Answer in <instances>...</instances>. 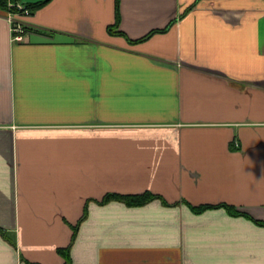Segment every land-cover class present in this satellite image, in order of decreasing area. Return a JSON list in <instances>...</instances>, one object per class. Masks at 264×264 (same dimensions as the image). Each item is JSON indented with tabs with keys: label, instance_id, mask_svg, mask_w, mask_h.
Instances as JSON below:
<instances>
[{
	"label": "crops",
	"instance_id": "obj_1",
	"mask_svg": "<svg viewBox=\"0 0 264 264\" xmlns=\"http://www.w3.org/2000/svg\"><path fill=\"white\" fill-rule=\"evenodd\" d=\"M8 13L0 264H264L221 206L264 221V0H119V32L117 0H48L22 41Z\"/></svg>",
	"mask_w": 264,
	"mask_h": 264
},
{
	"label": "trees",
	"instance_id": "obj_2",
	"mask_svg": "<svg viewBox=\"0 0 264 264\" xmlns=\"http://www.w3.org/2000/svg\"><path fill=\"white\" fill-rule=\"evenodd\" d=\"M12 1L14 3H19V0H12ZM47 1L48 0H43V1L36 2V3H29V4H26L24 7L26 9H28L30 11V13H32L34 10H36L37 8L44 5ZM0 7L4 8L6 10H11L12 12H21V10H19L16 7L8 8L6 0H0ZM119 23H120L119 0H117V19H116L115 24H113V25H111V27H109V30L111 32H119V31H117V28L119 27ZM156 198H158V196L151 194V193H145L143 195H124V194H119V193H108L100 203L105 204L109 201L117 200V201H121V202H124L126 204H129V205H142V204H145L148 201L156 199ZM221 206H224L227 209V211L232 215L246 216V217L252 219L253 221H255L256 223L264 225V221L257 220L255 218L251 217L250 215L237 210L233 206H230V205H221ZM211 207H214V206L204 205V206H200V207H193V210H195L196 212H201V211H203L207 208H211ZM86 216H87V212L84 213V215L80 219L78 225L86 218ZM78 225L75 227V230L78 228ZM0 233L3 234V232L1 230H0ZM12 243H14V242L12 241ZM70 248L71 247H68V248L61 251V253L66 258L65 264H70Z\"/></svg>",
	"mask_w": 264,
	"mask_h": 264
},
{
	"label": "built area",
	"instance_id": "obj_3",
	"mask_svg": "<svg viewBox=\"0 0 264 264\" xmlns=\"http://www.w3.org/2000/svg\"><path fill=\"white\" fill-rule=\"evenodd\" d=\"M7 1V5H8V8H13V7H16L18 8L19 10H21V13H24V14H29L30 11L28 9H26L23 5H21L20 3H14L12 0H6ZM9 13H8V19L11 23V26H12V32H13V39L14 40H17V41H22L25 39V35H26V32H27V29L25 26H23L21 23H18L14 20V16L16 13H19V12H12L11 10H8Z\"/></svg>",
	"mask_w": 264,
	"mask_h": 264
}]
</instances>
